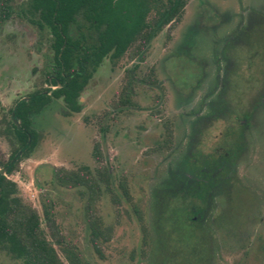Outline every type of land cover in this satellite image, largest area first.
<instances>
[{"label": "rangeland", "instance_id": "374dc122", "mask_svg": "<svg viewBox=\"0 0 264 264\" xmlns=\"http://www.w3.org/2000/svg\"><path fill=\"white\" fill-rule=\"evenodd\" d=\"M25 2L0 0L1 161L16 143L6 132L11 109L46 87L44 71L53 59L49 31L29 21ZM247 18L250 25L264 22V0H190L180 20L154 36L144 54L105 58L81 92L80 111L52 99L32 116L37 144L15 172L3 175L37 209L44 228V209L51 208L66 244L83 260L264 264V63L252 73L247 102L239 104L228 88L223 92L227 66L243 53L239 43L225 42ZM125 87L131 103L119 106ZM230 126H240L238 133L230 135ZM99 160L109 168L118 200L102 184L95 210L107 238L98 239L97 251L85 189L61 185L54 169L87 168L97 177ZM212 172L230 181H181L213 178ZM184 200L202 215L190 242L175 240L169 227V208ZM0 264L21 263L0 250Z\"/></svg>", "mask_w": 264, "mask_h": 264}, {"label": "trees", "instance_id": "16d2710c", "mask_svg": "<svg viewBox=\"0 0 264 264\" xmlns=\"http://www.w3.org/2000/svg\"><path fill=\"white\" fill-rule=\"evenodd\" d=\"M188 1L30 0L29 13L37 15L42 21L40 26L47 28L52 35L53 62L45 72V82L49 86L33 91L28 98L17 100L11 109L12 115L15 113L20 121V127L12 117L9 119L6 132L14 136L16 145L13 143L9 159L0 160V165L9 166L20 150L23 153L8 168L7 174L15 172L18 161L37 144V132L32 127L33 115L40 113L52 99H62L71 111H80V93L105 58L114 60L128 56L134 59L144 54L154 36L173 20H180ZM130 103L128 88L125 87L118 105ZM97 152L101 158L100 151ZM99 163L97 177L92 176L87 168L54 169V176L61 185L85 189L91 240L97 251H100L98 239L107 238L95 210L102 184L111 192L112 198L118 200L109 168L100 160ZM119 186L124 197L131 202L126 184L120 181ZM17 192L16 182L0 174V250L21 264H93L83 260L73 247L66 244L55 224L51 208L44 209L47 231L42 226L37 209L23 202ZM187 204L179 208L181 211L173 212L176 223L170 217L168 219L177 241L190 242L195 234L192 215L197 212L198 206L192 201ZM54 244L60 248L65 261Z\"/></svg>", "mask_w": 264, "mask_h": 264}, {"label": "flooded vegetation", "instance_id": "af4514ba", "mask_svg": "<svg viewBox=\"0 0 264 264\" xmlns=\"http://www.w3.org/2000/svg\"><path fill=\"white\" fill-rule=\"evenodd\" d=\"M29 2H30V0H26V2H25L24 14L27 15V18L29 19V21H31L32 23L37 25L40 29H44L40 26L42 21L38 18V16L37 15L31 16V14L29 13V11H28ZM174 22H175L174 20L172 22H170L169 26L171 24H174ZM238 27H240V28H238ZM243 27H244V29H241V26L238 25L237 28H238V30H240L239 34H236V35L234 33L230 34L229 37L227 38L230 40L228 42H225V44H230L231 47L232 46L235 47V45L239 43L238 45H240V46H238V47H242V49H243V50L241 49V51H243V53L240 54V60L239 61L237 60L238 56L236 53V61H234L233 63L230 62L229 66H227V68H226L227 73L225 76V86L223 88L224 93L228 88L229 92L232 94V97L234 96L237 99L239 104H240V102L243 104L245 102H247L245 100L249 97L248 91L250 88V83H252V81L253 82L255 81V78H254L252 73H254V69H256L255 67H258L259 63H261V62L264 63V22L262 21L261 23H258L257 25H253V24L250 25V18H247L246 25H243ZM235 31H236V29H235ZM49 34H50V37H52L50 32H49ZM231 47H230V49H231ZM51 50L53 51V49H51ZM225 50H227V49H225ZM223 53H224V51H223ZM52 58H53V56H52ZM52 62H53V59L51 60V63L46 66V69L44 71V76H45V72L47 71V69L49 67H51ZM101 64L98 66V68L101 66ZM98 68H97V70H98ZM250 74H252V75L250 76ZM231 80H233V82H231ZM44 82H45V77H44ZM47 86H49V85L46 83V87ZM52 88L54 89L55 86H53ZM28 95L26 97H23V98H28ZM80 96H81V93H80ZM79 100H80V97H79ZM249 103H247V104H249ZM261 105L264 106V102ZM219 116L222 118L221 115H216L215 117L219 118ZM234 128L230 126V128L228 129L227 132L230 133V135L232 133L234 134L237 130H239L240 126L237 127L236 129H234ZM243 128L245 129L244 125H243ZM247 129H248V126H247ZM248 131H249V129H248ZM237 133H238V131H237ZM246 134L247 133L243 130L244 137L248 136ZM238 137H240V136H238ZM238 137H236V138H238ZM220 161H221V159H220ZM222 167H223V165L218 166V168H219L218 172L222 170ZM216 174H217L216 172H214L212 174L213 176H215L213 178L212 177H206L205 175H204L205 177H193L192 176L189 178L181 179V181H205L206 183H208L209 181H213V182H216L218 185L222 184V181H230L229 179L226 180L223 177H216ZM189 175H190V173H189ZM192 175H194V174H192ZM185 205H188V204L184 200L182 203H180L179 207L178 206L173 207L170 210V216H172L171 219H172L173 223H176V219H175V215H174L175 213H173V212L181 211V210H179V208H182ZM201 217H202V215L200 212H196L194 215H192L193 224L195 225L196 222L200 223ZM173 218H174V220H173Z\"/></svg>", "mask_w": 264, "mask_h": 264}, {"label": "water", "instance_id": "95a60500", "mask_svg": "<svg viewBox=\"0 0 264 264\" xmlns=\"http://www.w3.org/2000/svg\"><path fill=\"white\" fill-rule=\"evenodd\" d=\"M12 120L15 124H17L20 127V121L16 118L15 113L12 115ZM23 153V150H20L19 153L14 157L11 164L9 166H6L2 169H0V174H5L6 170L14 163L16 162L17 158Z\"/></svg>", "mask_w": 264, "mask_h": 264}]
</instances>
